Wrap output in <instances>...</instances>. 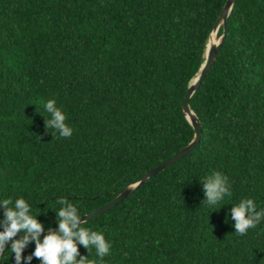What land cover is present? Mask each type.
<instances>
[{
    "label": "trees",
    "instance_id": "16d2710c",
    "mask_svg": "<svg viewBox=\"0 0 264 264\" xmlns=\"http://www.w3.org/2000/svg\"><path fill=\"white\" fill-rule=\"evenodd\" d=\"M226 1L0 0V199L23 197L46 231L58 197L83 216L187 146L181 102ZM50 98L71 137L45 124ZM189 105L198 146L82 222L111 241L102 264H264V221L238 235L230 211L264 208V0H235ZM214 171L231 196L212 211L200 179Z\"/></svg>",
    "mask_w": 264,
    "mask_h": 264
},
{
    "label": "clouds",
    "instance_id": "9594fccd",
    "mask_svg": "<svg viewBox=\"0 0 264 264\" xmlns=\"http://www.w3.org/2000/svg\"><path fill=\"white\" fill-rule=\"evenodd\" d=\"M42 107L49 117L45 124L60 137H71L73 128L66 123L67 114L57 106L56 100L50 98L42 101ZM200 182L204 193L202 201L212 211L231 196L228 178L218 171L200 179ZM56 204L59 207L52 209L58 231H52L49 227L41 237L40 234L45 232V228L37 219L40 211L33 214L31 205L23 197L14 200L0 199V209L3 211L0 218V253L10 249L11 255L14 254L15 264H21L22 259L31 262L33 257L38 259L39 264H102L103 258L110 254L111 241L105 238L103 232L84 227L78 208L67 197H58ZM232 205L230 211L236 234L243 235L264 221V208L258 210L253 199L243 198ZM18 233L23 234L21 238L11 239ZM9 240L11 242L5 247V242ZM29 242H34L35 247L30 254L22 257V251ZM78 246H83L88 251L94 248L96 259L90 260L88 255H81Z\"/></svg>",
    "mask_w": 264,
    "mask_h": 264
},
{
    "label": "water",
    "instance_id": "95a60500",
    "mask_svg": "<svg viewBox=\"0 0 264 264\" xmlns=\"http://www.w3.org/2000/svg\"><path fill=\"white\" fill-rule=\"evenodd\" d=\"M234 2H235V0H227L225 2L224 6H223V8H222V10L220 12V15H219L218 23H217V25L215 26V28L213 30V31H218L219 26L222 25L223 26V32H222L221 36L219 37V40H218L217 43H213V44H211L208 47V44L206 42L205 53H204V62L202 63L198 73L190 81V83L188 85V88H187V91H186V94H185V96H184V98L182 99V102H181L183 110H184V112L186 114V117H187V119L189 120L190 124L192 125V127L194 129V137H193L192 141L187 146L182 148V150L178 151L173 156L169 157L168 159L163 161L161 164H159L155 168L151 169L140 180H138V181L128 185L124 189H122L108 203H106L105 205L93 210L92 212H90L88 214H84L83 216H81L80 220L82 222L86 221V220H88V219H90L92 217H95V216H97L99 214H102L103 212L107 211L108 209H110L111 207L116 205L121 200L127 198L135 190V188H137L140 184L145 183L148 180V178L154 176L155 174H157L158 172H160L164 168H166L169 165H171L173 162H175L178 159L182 158L183 156L189 154L193 149H195L198 146V144L200 143L202 126H201V122L198 119V117L191 110V107L189 105V99L193 95V93L196 90V88L200 85V83L202 82V80L204 79V77L206 76L208 71L211 69V67L213 66V64H214V62L216 60L217 53H218V51L220 49V46L222 45V43L224 42V39H225L227 17L229 15V12H230ZM209 37H210V35H209ZM209 37H208V39H209ZM208 39H207V41H208ZM192 113L194 114V116L190 115ZM51 230L52 231H58V227L52 228ZM47 231L48 230H46L45 232H42L40 235L43 236ZM22 235H23L22 233H19V234H17L16 237H13L11 239L21 238ZM10 242H11V240L5 242V247Z\"/></svg>",
    "mask_w": 264,
    "mask_h": 264
},
{
    "label": "bare ground",
    "instance_id": "6f19581e",
    "mask_svg": "<svg viewBox=\"0 0 264 264\" xmlns=\"http://www.w3.org/2000/svg\"><path fill=\"white\" fill-rule=\"evenodd\" d=\"M216 34H217V31H213V32H211L210 37H209V39H208V41H207L208 47L210 46V44H211V42H212V40H213V38L215 37ZM190 115L194 116L193 113L190 114Z\"/></svg>",
    "mask_w": 264,
    "mask_h": 264
},
{
    "label": "rangeland",
    "instance_id": "374dc122",
    "mask_svg": "<svg viewBox=\"0 0 264 264\" xmlns=\"http://www.w3.org/2000/svg\"><path fill=\"white\" fill-rule=\"evenodd\" d=\"M218 40H219V37H218Z\"/></svg>",
    "mask_w": 264,
    "mask_h": 264
}]
</instances>
